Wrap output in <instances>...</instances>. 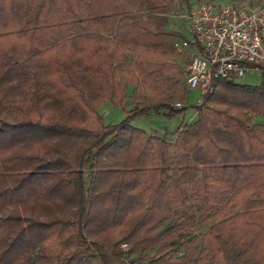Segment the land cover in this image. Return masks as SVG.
I'll use <instances>...</instances> for the list:
<instances>
[{
  "label": "trees",
  "instance_id": "trees-1",
  "mask_svg": "<svg viewBox=\"0 0 264 264\" xmlns=\"http://www.w3.org/2000/svg\"><path fill=\"white\" fill-rule=\"evenodd\" d=\"M173 2L0 0V264H264V80L211 81L171 139L130 124L184 108Z\"/></svg>",
  "mask_w": 264,
  "mask_h": 264
},
{
  "label": "built area",
  "instance_id": "built-area-1",
  "mask_svg": "<svg viewBox=\"0 0 264 264\" xmlns=\"http://www.w3.org/2000/svg\"><path fill=\"white\" fill-rule=\"evenodd\" d=\"M175 18L187 24L186 31L195 45L183 74L186 89L199 92L196 104L211 81L234 80L247 70L264 69V0L252 8L191 0L188 10L179 12ZM180 107V102L172 104V108ZM119 246L126 251L125 243ZM133 258L124 255L122 264H138Z\"/></svg>",
  "mask_w": 264,
  "mask_h": 264
},
{
  "label": "rangeland",
  "instance_id": "rangeland-1",
  "mask_svg": "<svg viewBox=\"0 0 264 264\" xmlns=\"http://www.w3.org/2000/svg\"><path fill=\"white\" fill-rule=\"evenodd\" d=\"M180 1L181 0H174L173 2L174 11H172L171 14L168 15L167 24L165 27L168 30L178 32L183 36V38L173 39V45L178 55L181 56V55L187 54L190 56V53L194 51L195 45L192 42L191 37L189 36L190 34L186 31L187 29L185 28V26H187V24L181 23L175 18V15L182 11V9L181 10L178 9L181 5ZM213 1L221 2L225 4L227 3L237 4L243 7H247V8H252L256 6V0H213ZM175 61L179 63L180 65L185 66L181 62L180 58L176 59ZM263 80H264V76H262V73L260 71L255 72V71L247 70L244 76L236 77L234 78L233 81L236 83L254 85V84H259ZM125 85H126L125 93L127 96H126L124 103H125V108L128 109V106L131 105V98H132L131 88L133 84L129 82V83H126ZM138 89L139 90H136L137 92H140V93L145 92L149 96H151L150 94L152 92L155 93V91L150 90L148 88L142 89L141 87H139ZM198 99H199V92L197 89H191V88L186 89V97L182 103V106H184V108L181 112L174 114L171 117L164 118L161 115L163 110H160L157 114L150 113L148 116L133 117L130 120V124L134 127L144 130L147 133L149 132V133H154L158 135H164L166 138L171 139L178 125L195 119L196 113H195L194 105L196 104ZM173 103H175V101L170 102L168 106L172 108ZM97 111L101 115L105 123H111V124L120 121L125 115L124 108L118 105L111 104L107 100L102 101L97 106ZM149 119H156L158 121L162 120L163 126L158 128V127H155L154 124H152L153 128L151 129Z\"/></svg>",
  "mask_w": 264,
  "mask_h": 264
},
{
  "label": "water",
  "instance_id": "water-1",
  "mask_svg": "<svg viewBox=\"0 0 264 264\" xmlns=\"http://www.w3.org/2000/svg\"><path fill=\"white\" fill-rule=\"evenodd\" d=\"M151 123L154 124L155 127H158V128L163 126L162 122H160V121H158L156 119H151ZM152 124H151V126H152Z\"/></svg>",
  "mask_w": 264,
  "mask_h": 264
},
{
  "label": "crops",
  "instance_id": "crops-1",
  "mask_svg": "<svg viewBox=\"0 0 264 264\" xmlns=\"http://www.w3.org/2000/svg\"><path fill=\"white\" fill-rule=\"evenodd\" d=\"M160 122H162V120H159ZM149 123H150V128L152 129L153 127L151 126V119H149ZM162 124H163V122H162ZM157 133V132H156Z\"/></svg>",
  "mask_w": 264,
  "mask_h": 264
}]
</instances>
